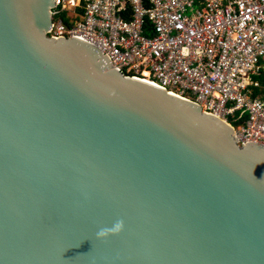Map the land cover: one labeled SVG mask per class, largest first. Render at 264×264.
Listing matches in <instances>:
<instances>
[{"label":"water","instance_id":"water-1","mask_svg":"<svg viewBox=\"0 0 264 264\" xmlns=\"http://www.w3.org/2000/svg\"><path fill=\"white\" fill-rule=\"evenodd\" d=\"M54 6L0 0V264H264V146Z\"/></svg>","mask_w":264,"mask_h":264},{"label":"built area","instance_id":"built-area-1","mask_svg":"<svg viewBox=\"0 0 264 264\" xmlns=\"http://www.w3.org/2000/svg\"><path fill=\"white\" fill-rule=\"evenodd\" d=\"M49 37H78L264 146V0H55Z\"/></svg>","mask_w":264,"mask_h":264},{"label":"clouds","instance_id":"clouds-1","mask_svg":"<svg viewBox=\"0 0 264 264\" xmlns=\"http://www.w3.org/2000/svg\"><path fill=\"white\" fill-rule=\"evenodd\" d=\"M100 234H102V230H101V233Z\"/></svg>","mask_w":264,"mask_h":264}]
</instances>
